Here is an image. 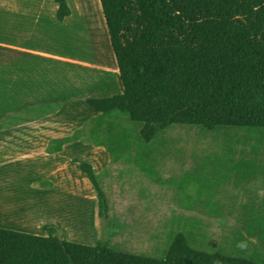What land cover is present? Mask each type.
Masks as SVG:
<instances>
[{
    "label": "rangeland",
    "instance_id": "374dc122",
    "mask_svg": "<svg viewBox=\"0 0 264 264\" xmlns=\"http://www.w3.org/2000/svg\"><path fill=\"white\" fill-rule=\"evenodd\" d=\"M68 2L76 16L71 23L82 27L78 30L74 26L77 32L66 41L71 45L66 47L67 51L71 47L70 58L67 53L65 60H58L56 42L52 49L57 53L46 60L51 65L47 69L37 55L29 54L33 59L23 65L22 60L18 64L0 60L1 80L22 83L25 91L34 83L39 84V90L49 85L46 93L51 92L49 96L25 99L0 82V123L14 116L22 120L38 118L32 121L36 123L0 141V196H19V205L32 198L36 216L29 225L33 227L57 220L62 228L56 223L47 225L56 226L69 242L95 246L98 240H104L112 250L133 257L161 258L174 217L202 221L208 242L227 244L238 227V214L247 194L264 201L262 179L246 188L207 184L222 192L226 209L220 219L191 212L187 205L201 189L196 180L208 176V158L220 153L228 137H237L233 133L175 127L145 143L132 121L119 114L97 124L94 119L100 114L88 105V100L123 96L125 88L100 0ZM168 2L178 8L175 0ZM50 15L51 11L47 13ZM192 27L264 60V0H200ZM49 35L50 40L61 37L53 32ZM1 54L4 52L0 48V58ZM44 115L52 116L43 119ZM78 130L80 141L65 144L61 152L51 156L46 154V141L59 143ZM123 131H129L134 144L126 154L118 152V156L111 157L104 147L97 146L101 143L116 152L120 149L116 136ZM242 138L240 135L238 139ZM136 159L146 165L149 173L136 166ZM82 163L92 165L105 193L108 214L103 219L97 217V194L80 170ZM28 186L43 193L32 194ZM53 188L52 192L46 191Z\"/></svg>",
    "mask_w": 264,
    "mask_h": 264
},
{
    "label": "trees",
    "instance_id": "16d2710c",
    "mask_svg": "<svg viewBox=\"0 0 264 264\" xmlns=\"http://www.w3.org/2000/svg\"><path fill=\"white\" fill-rule=\"evenodd\" d=\"M54 1L56 18L64 23L71 16L68 1ZM175 1L178 8L168 0H101L125 94L90 99L88 105L100 114L94 119L99 125L115 114L130 119L145 143L175 127L233 133L237 139L228 137L220 153L206 161L208 176L196 180L201 189L187 205L215 220L225 215L226 207L221 190L207 184L246 188L264 181V60L194 29L200 0ZM37 119L11 117L0 123V132ZM81 139L78 130L51 142L46 153L61 152L65 144ZM116 143V152L97 146L111 157L134 147L129 131L120 132ZM135 164L149 173L139 159ZM80 170L97 194L98 219L107 217L106 196L94 168L82 163ZM44 231L45 236H36L0 229V264H264V201L253 193L247 194L227 244L208 242L202 221L174 217L159 259L114 251L104 240L95 246L72 243L54 225Z\"/></svg>",
    "mask_w": 264,
    "mask_h": 264
},
{
    "label": "crops",
    "instance_id": "0c3cea01",
    "mask_svg": "<svg viewBox=\"0 0 264 264\" xmlns=\"http://www.w3.org/2000/svg\"><path fill=\"white\" fill-rule=\"evenodd\" d=\"M49 11H51V15L47 16V13ZM56 12L57 5L54 0H0V48L4 52V54H1L0 60L4 63L15 62L16 64L20 63V60H22L23 63H21V65H23L25 64V62H27V60L33 59V57H29V54L37 55V58L43 59V68L47 69L50 68L51 65L48 64L46 60L53 59L55 57V54L57 53H55L53 51L54 49H52L56 42L59 47L58 49H60V52H58L59 55L57 56L58 60H65L67 53L69 54L70 58L71 47L68 51L66 48L70 45V42L69 44H67L66 41L67 39L71 40V33L73 34V32H77L74 30V26L77 25L71 23L76 16L75 14H73L74 11H71V16L64 23H60L56 18ZM83 14H87L86 8L84 9ZM77 27L78 30L82 28L81 26ZM49 32L56 33L61 37L59 38V40H50ZM0 82H5L7 86L13 87L16 93L22 95L23 98L27 96L31 97L38 95H51V92L49 94L46 93V88L49 85H43L42 88L45 90H39V84L34 83L28 85L30 86V89H28V91H25V89L23 90V87L25 86L22 83H17L16 81L9 82L1 79ZM20 92L22 94H20ZM50 116L52 115H44L43 119H49ZM34 123H28L0 132V141H2V138H6L7 135H11L16 131H21L26 126H30ZM46 142L47 144L45 146V152L50 144L48 141ZM47 155L51 156L49 154ZM36 188L37 187H35V189ZM27 189L32 194L37 191L31 186H28ZM46 191L52 192L54 191V188ZM36 193L43 192L38 191ZM49 223H56L59 228L62 226L57 220L45 222L38 227H33L32 225L26 224L24 222L19 223L17 220L12 219L11 222H6L0 217V229L36 236H45L44 226Z\"/></svg>",
    "mask_w": 264,
    "mask_h": 264
},
{
    "label": "bare ground",
    "instance_id": "6f19581e",
    "mask_svg": "<svg viewBox=\"0 0 264 264\" xmlns=\"http://www.w3.org/2000/svg\"><path fill=\"white\" fill-rule=\"evenodd\" d=\"M20 199L19 196H0V217L6 222H11V219H18L19 223L28 222L27 224H32L36 216V210L32 207L34 205L33 199H27L26 202L19 205Z\"/></svg>",
    "mask_w": 264,
    "mask_h": 264
}]
</instances>
